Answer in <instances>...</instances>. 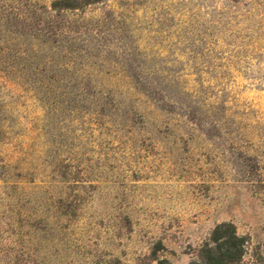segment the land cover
<instances>
[{"label": "rangeland", "instance_id": "1", "mask_svg": "<svg viewBox=\"0 0 264 264\" xmlns=\"http://www.w3.org/2000/svg\"><path fill=\"white\" fill-rule=\"evenodd\" d=\"M63 1L0 0V264H264V0Z\"/></svg>", "mask_w": 264, "mask_h": 264}, {"label": "trees", "instance_id": "2", "mask_svg": "<svg viewBox=\"0 0 264 264\" xmlns=\"http://www.w3.org/2000/svg\"><path fill=\"white\" fill-rule=\"evenodd\" d=\"M75 2V3H74ZM76 0H65L63 3L55 6L53 5L51 7V11L54 13H57L58 10L61 11H72L74 9H79L78 6H76ZM37 9L32 8L31 10V18H34V23L39 24L40 20L38 17H36ZM38 18V19H37ZM42 23V22H41ZM46 24V29L50 34H54V30H60V29H66L64 34L67 33L68 35L72 30H70L71 26L68 22L62 23H53L52 27ZM62 24V27H61ZM41 29V30H44ZM70 31V32H69ZM46 33V34H47ZM61 33V32H60ZM73 36V35H72ZM77 39L78 37L74 36ZM72 39V40H73ZM67 54L74 55L78 58V61H83L84 56H82L81 52L75 50H67ZM70 61V60H69ZM72 63V62H71ZM75 63L73 62V65ZM39 67V64H36ZM80 67L82 66L81 63H79ZM28 69L30 70L32 67L31 65H28ZM41 68H35L33 69V73L38 74H45L46 68L45 66L40 65ZM244 241L241 237H239L235 231V228L231 224L223 223L221 225H218L215 227L211 243L206 245L205 248L202 250V254L200 256V259L198 262L192 263V264H236L241 260L244 253ZM157 264H167L163 261H158Z\"/></svg>", "mask_w": 264, "mask_h": 264}]
</instances>
